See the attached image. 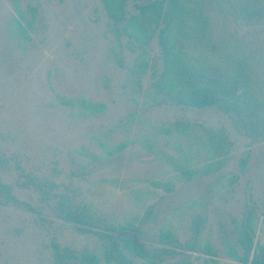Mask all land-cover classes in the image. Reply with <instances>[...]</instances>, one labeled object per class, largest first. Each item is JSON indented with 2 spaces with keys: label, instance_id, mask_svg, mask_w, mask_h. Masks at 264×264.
<instances>
[{
  "label": "rangeland",
  "instance_id": "1",
  "mask_svg": "<svg viewBox=\"0 0 264 264\" xmlns=\"http://www.w3.org/2000/svg\"><path fill=\"white\" fill-rule=\"evenodd\" d=\"M206 1L215 38L255 57L264 75V0ZM20 2L23 8L38 9V23L31 42L18 39L12 4L0 0V156L8 159L6 166L0 165V178L34 211L0 204V264H56L54 242L76 253L100 246L95 237L58 219L53 201L45 202L33 187L23 186L15 161L30 174L54 180L61 190L70 183L77 202L92 203L107 220L125 224L136 219L138 231L122 234L134 236L148 254L162 255L159 233L165 227L173 228L182 244L195 240V250L171 247L172 253L160 258L163 263L210 264L202 250L209 242L220 264H237L227 254V243L242 252L235 232L249 214L255 218L257 239L264 241V142L239 134L231 118L216 108L144 103L154 71L143 75L140 92L128 77L140 51H130L125 39L118 45L100 0ZM134 4L127 3L129 15L137 13ZM146 50L159 72L156 38ZM56 94L84 96L104 103L106 110L80 117L61 106ZM177 120L226 131L233 147L219 171L179 181L138 142L152 135V124ZM129 141L134 142L123 152L105 155L102 143ZM158 145L174 153L163 138ZM246 151L249 159L242 174L239 160ZM234 175L238 181L229 184ZM106 179L139 185L149 194L135 201L128 190ZM164 179L174 183L172 193L153 189L149 182ZM196 222H201V233L195 239ZM123 253L130 264H143V259Z\"/></svg>",
  "mask_w": 264,
  "mask_h": 264
},
{
  "label": "trees",
  "instance_id": "2",
  "mask_svg": "<svg viewBox=\"0 0 264 264\" xmlns=\"http://www.w3.org/2000/svg\"><path fill=\"white\" fill-rule=\"evenodd\" d=\"M106 15L112 22L111 31L118 45L126 40L132 52H139L128 77L140 92L143 75L153 70L154 79L144 94V103L169 104L194 109L216 108L228 115L235 130L254 141L264 142V75L261 63L234 44L215 38L207 13L206 0H100ZM133 1L137 13L129 15L127 3ZM261 0H256L260 2ZM13 11L15 35L24 42H31L38 23V9L29 5L23 8L20 0H10ZM156 38L161 55V69L156 72V60L146 50ZM122 66V63H119ZM55 99L80 117L95 116L106 110V105L84 96L68 97L56 94ZM152 135L138 142L149 153L159 157L179 181L190 182L198 177L210 176L223 166L233 144L225 130H213L199 123L177 120L170 124H152ZM163 138L171 153L158 145ZM112 146L102 143L106 156L123 152L131 143ZM92 157H97L93 155ZM249 159L246 151L239 160L240 173H245ZM8 159L0 156V165ZM15 167L23 178V186L33 187L45 202H54L58 219L71 225L79 234L97 239V248L76 253L68 247L52 243L56 264H130L123 251L143 259V264L163 263L162 255L171 254V247L195 250V240L182 244L171 227L162 228L159 240L165 247L162 255L148 254L139 244L122 233L137 232L135 221L125 224L112 222L101 216L90 202H77L70 183L64 190L60 184L47 177L30 174L15 161ZM239 175L229 178V184L238 181ZM104 182L113 187L128 190L135 201L146 199L148 192L139 185H131L117 179ZM153 189L172 193L175 185L168 179L150 180ZM0 204H12L18 208L34 209L18 200L12 187L0 178ZM200 220V219H198ZM201 222L195 224V239L201 233ZM239 253L227 243L228 256L237 264H264V241L256 237L255 218L249 214L236 230ZM203 252L210 264H220L218 253L211 243ZM173 264H192L181 260Z\"/></svg>",
  "mask_w": 264,
  "mask_h": 264
},
{
  "label": "water",
  "instance_id": "3",
  "mask_svg": "<svg viewBox=\"0 0 264 264\" xmlns=\"http://www.w3.org/2000/svg\"><path fill=\"white\" fill-rule=\"evenodd\" d=\"M129 238H131L133 241H135L136 242V238L134 237V236H132V235H127Z\"/></svg>",
  "mask_w": 264,
  "mask_h": 264
}]
</instances>
